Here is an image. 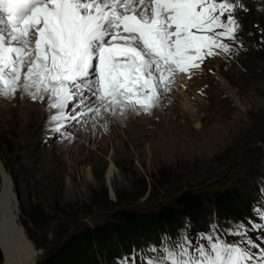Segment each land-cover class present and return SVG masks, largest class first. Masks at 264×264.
Returning <instances> with one entry per match:
<instances>
[{"label":"snow or ice","instance_id":"obj_1","mask_svg":"<svg viewBox=\"0 0 264 264\" xmlns=\"http://www.w3.org/2000/svg\"><path fill=\"white\" fill-rule=\"evenodd\" d=\"M241 11L243 0H0V98L45 104L48 135L107 133L112 118L166 107L206 60L238 55ZM258 184L252 217L195 232L186 220L110 260L98 253L97 264H264Z\"/></svg>","mask_w":264,"mask_h":264},{"label":"rangeland","instance_id":"obj_2","mask_svg":"<svg viewBox=\"0 0 264 264\" xmlns=\"http://www.w3.org/2000/svg\"><path fill=\"white\" fill-rule=\"evenodd\" d=\"M263 1L243 0L248 11L238 13L246 57L234 45L238 55L206 60L184 87L178 82L173 104L166 102L171 112L163 109L166 121L150 119L152 115L112 118L107 133L98 130L100 141L95 144L94 139H80L88 126L64 140L46 134L48 116L38 130L30 118L13 112L14 132L0 133V161L16 199L13 236L31 264L42 262L72 233L106 223L116 210H156L189 192L202 199L212 222L217 216L209 199L217 193L235 189L252 203L257 200L258 180L264 177ZM186 98L199 126L179 104ZM6 100H0V109L9 104ZM235 118L247 123L238 126L242 137L227 151L217 144L220 151L214 156L216 147L206 145L215 133L225 132L218 125L222 120ZM145 132L152 137L142 142ZM65 143L68 148H63Z\"/></svg>","mask_w":264,"mask_h":264},{"label":"trees","instance_id":"obj_3","mask_svg":"<svg viewBox=\"0 0 264 264\" xmlns=\"http://www.w3.org/2000/svg\"><path fill=\"white\" fill-rule=\"evenodd\" d=\"M19 196V192L16 189ZM210 205L221 222L224 218L244 220L252 217L253 203L238 190L231 189L213 195ZM3 210L0 206V218ZM202 199L193 193H183L172 203L150 211L116 210L110 220L99 226H85L72 233L38 264H97L98 253H106L110 260L119 255V248L130 251L131 245L146 241H158L163 231L176 233L178 228L190 220L192 231H207L210 222L206 218ZM216 217V218H217ZM0 249V264L3 256ZM34 260L38 259L36 253ZM3 264V263H2Z\"/></svg>","mask_w":264,"mask_h":264},{"label":"bare ground","instance_id":"obj_4","mask_svg":"<svg viewBox=\"0 0 264 264\" xmlns=\"http://www.w3.org/2000/svg\"><path fill=\"white\" fill-rule=\"evenodd\" d=\"M257 1V0H256ZM247 4V3H246ZM264 5V1L261 4V6ZM241 34L239 33V36ZM244 38V37H243ZM245 40V39H244ZM243 48H239V51L241 49V52H244L242 55L243 58L246 57V52L248 46H246V42L243 43ZM182 87L186 85V78H182L178 81ZM183 90V89H182ZM184 93V92H183ZM185 94V93H184ZM19 97V96H18ZM172 97V96H171ZM0 100H5L1 98ZM10 101L8 105L4 106L3 109H0V117H3V122L0 123V133H5V132H14V128L11 127L13 125V112H18V113H23V116H27L28 118L31 119V125L35 123L36 128L40 130L41 128V122H43L42 118H45L49 115V113L46 111V108L44 110L40 109L38 105L36 104H31L29 102V99L25 97L24 99H20L18 101L15 100H6ZM173 103H170V106ZM179 104L184 108V111L189 113L188 115H191L190 118L194 119L196 122L198 120V117L194 114V110L191 108V104L186 100H183V103ZM168 104H166L167 106ZM163 109H168L169 111L171 110L169 106ZM163 109H156L152 113V116L149 117L150 119L152 118H159V120L163 119L162 121H166L164 117V112ZM171 112V111H170ZM227 112L224 113L223 116H225ZM174 116V114L172 115ZM170 116V118L172 117ZM148 119V121H151ZM228 119V117L226 118ZM158 120V121H159ZM161 122V121H160ZM225 120L221 121L218 125L221 124V129L225 130L224 133L217 132L213 136V142L210 145H206V147L209 149L212 146L216 147V151L213 152V155L215 156L216 153H219L220 148H225L226 151L230 149L231 147L235 146L236 140L242 137V132L238 128L239 125L245 127L247 126V123L245 122L242 124V121H239L238 119H234L231 122L224 123ZM197 124V122H196ZM7 127V129H3L4 127ZM196 126H199L198 124ZM110 129V128H109ZM160 135H164L162 131H159ZM99 131L97 130L95 135L90 129H86L84 132H81L80 134V139H84V141L92 140L94 139L95 144L100 141L99 136L97 135ZM149 137H152L150 134L147 135L143 133V136H141V141H149ZM109 138L112 139L114 138L112 134L109 135ZM103 141L104 138H103ZM221 142V143H220ZM221 144L217 145V144ZM220 146V148H219ZM68 144L65 143L63 148H68ZM0 202L3 206V213L0 218V249L2 250L3 253V258L4 262L3 264H31V260L28 257L26 253L22 250L21 244L17 239L14 238L13 236V220H12V214L13 210L16 206V199L14 198L13 195V185H12V180L9 174H7L5 170L4 163L0 161Z\"/></svg>","mask_w":264,"mask_h":264},{"label":"water","instance_id":"obj_5","mask_svg":"<svg viewBox=\"0 0 264 264\" xmlns=\"http://www.w3.org/2000/svg\"><path fill=\"white\" fill-rule=\"evenodd\" d=\"M34 264H37V262H35Z\"/></svg>","mask_w":264,"mask_h":264}]
</instances>
